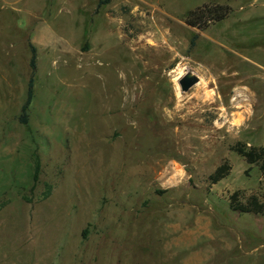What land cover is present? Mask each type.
I'll return each mask as SVG.
<instances>
[{
	"label": "rangeland",
	"instance_id": "obj_1",
	"mask_svg": "<svg viewBox=\"0 0 264 264\" xmlns=\"http://www.w3.org/2000/svg\"><path fill=\"white\" fill-rule=\"evenodd\" d=\"M97 3L0 0V264H264V0Z\"/></svg>",
	"mask_w": 264,
	"mask_h": 264
},
{
	"label": "trees",
	"instance_id": "obj_2",
	"mask_svg": "<svg viewBox=\"0 0 264 264\" xmlns=\"http://www.w3.org/2000/svg\"><path fill=\"white\" fill-rule=\"evenodd\" d=\"M110 0H98V6L109 2ZM232 8L228 5L223 4H204L200 7L192 9L188 11L185 16V23L191 27L196 28H205L208 25L219 22L227 18L231 14ZM196 35H194L190 40V45L194 44ZM31 50V58L29 61L30 67V76L27 82V90L25 100L21 106L20 114L18 117V121L22 124H26L28 122V107L33 98V87H34V76L36 72V64H35V47L30 45ZM236 153L246 159V161L250 164L252 163H260V167L264 170V146H246L245 144H237L232 148ZM228 165L222 164L217 167L216 170L209 176V179L212 183H216L222 178H224L228 173ZM39 172V162L36 160L33 171V185L37 181ZM230 208L234 211H239L242 213H256L259 214L263 211V206L259 204L256 199H252V201L247 205H232L230 204Z\"/></svg>",
	"mask_w": 264,
	"mask_h": 264
},
{
	"label": "water",
	"instance_id": "obj_3",
	"mask_svg": "<svg viewBox=\"0 0 264 264\" xmlns=\"http://www.w3.org/2000/svg\"><path fill=\"white\" fill-rule=\"evenodd\" d=\"M199 77L195 74L193 70L186 71L178 79V85L181 92H187L192 86L198 83Z\"/></svg>",
	"mask_w": 264,
	"mask_h": 264
}]
</instances>
